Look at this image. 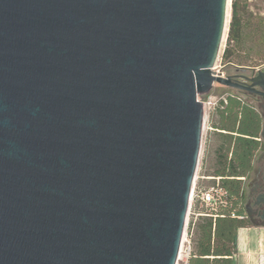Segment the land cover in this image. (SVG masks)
<instances>
[{
    "label": "water",
    "instance_id": "water-1",
    "mask_svg": "<svg viewBox=\"0 0 264 264\" xmlns=\"http://www.w3.org/2000/svg\"><path fill=\"white\" fill-rule=\"evenodd\" d=\"M229 3L0 0V264H177Z\"/></svg>",
    "mask_w": 264,
    "mask_h": 264
},
{
    "label": "trees",
    "instance_id": "trees-1",
    "mask_svg": "<svg viewBox=\"0 0 264 264\" xmlns=\"http://www.w3.org/2000/svg\"><path fill=\"white\" fill-rule=\"evenodd\" d=\"M231 22L227 35L223 62L234 68L258 70L264 64V19L251 25L241 12L240 0L232 1ZM255 40L256 48L248 46ZM248 61V64L245 63ZM219 102L218 122L214 124L221 137L215 151V171L211 179L222 194L216 202L195 210L188 233L192 252L187 264H233L236 253L237 231L251 225L246 204V181L254 169L257 156L264 151L263 120L257 103L235 90ZM209 187V188H211Z\"/></svg>",
    "mask_w": 264,
    "mask_h": 264
},
{
    "label": "rangeland",
    "instance_id": "rangeland-1",
    "mask_svg": "<svg viewBox=\"0 0 264 264\" xmlns=\"http://www.w3.org/2000/svg\"><path fill=\"white\" fill-rule=\"evenodd\" d=\"M232 1L230 0L229 3V9H228V16H227V28H229L230 22H231V12H232ZM240 6H241V12L243 13L246 20L250 22V26L247 28V32L252 34L254 32V24L259 19H264V0H240ZM264 31V27L262 29ZM226 42L227 38L225 36V40L223 41L221 52L219 54V57L217 59V62L214 67V71L219 73H223L225 75L226 71L225 69L228 67L234 68L232 66H228L227 64H224L223 62V53L226 48ZM255 40L253 38V41L249 43L248 46H254ZM255 45V50H258ZM245 63L248 64V61ZM260 69L264 68V64H262ZM248 74H251L252 70H247ZM235 89L229 88V87H223L218 84H215L212 91L209 93V96L207 97L206 101H201L203 104H206V119H205V125H204V131L201 141V149H200V155H199V161H198V167L195 175V181L193 187H195L196 193L199 190L202 189H208L214 184V181L211 179L213 177L216 165V155L215 151L218 148V146L221 143V137L219 136V133L216 132L214 128V124L218 122L217 118V108L219 106V102L224 98L227 94L235 93ZM209 103H211L209 105ZM259 111L260 110L259 108ZM264 114V113H263ZM264 155V153H263ZM262 162L256 163V167L261 166ZM251 179V178H250ZM247 179L245 185L248 186V189L246 190V196L251 198L252 194V183L251 180ZM196 198L190 201L189 205V211L187 216V232L189 230L190 222L195 219V216L193 213L195 210H199L202 212L204 207H202L200 204L195 202Z\"/></svg>",
    "mask_w": 264,
    "mask_h": 264
},
{
    "label": "crops",
    "instance_id": "crops-1",
    "mask_svg": "<svg viewBox=\"0 0 264 264\" xmlns=\"http://www.w3.org/2000/svg\"><path fill=\"white\" fill-rule=\"evenodd\" d=\"M258 158L259 155L255 160L254 168ZM249 221L251 225L239 228L237 231L233 264H264V221L254 218Z\"/></svg>",
    "mask_w": 264,
    "mask_h": 264
},
{
    "label": "flooded vegetation",
    "instance_id": "flooded-vegetation-1",
    "mask_svg": "<svg viewBox=\"0 0 264 264\" xmlns=\"http://www.w3.org/2000/svg\"><path fill=\"white\" fill-rule=\"evenodd\" d=\"M226 73H225V77L226 76H231L232 80L234 83L240 84V85H248L249 83L243 79L241 76L243 75H247L246 72L243 71H236V68H231L228 67L225 69ZM235 89V88H233ZM240 91L241 93H243L246 97H250L253 100H255V102L257 103L258 108H260V114H261V118L263 120V129H262V141L264 142V102L263 99L255 94H252L250 92L244 91V90H239V89H235ZM264 151L261 152L259 154V158H258V162H262L261 166L255 167L252 171V174L250 176V180L252 183V194H251V198L247 197L246 198V204L245 207L248 204H251V206L253 207L252 209V216L249 219H257V220H262V218L260 217L261 211L263 210L262 207H259L258 205H255L257 202L258 197L264 193V155H263ZM248 189V186L246 188V190ZM248 214V213H247Z\"/></svg>",
    "mask_w": 264,
    "mask_h": 264
},
{
    "label": "built area",
    "instance_id": "built-area-1",
    "mask_svg": "<svg viewBox=\"0 0 264 264\" xmlns=\"http://www.w3.org/2000/svg\"><path fill=\"white\" fill-rule=\"evenodd\" d=\"M223 76L225 77L224 74ZM210 104L211 103H209V105ZM221 194H222L221 190L217 187L202 189L199 190L197 193L195 187H193L191 193V200L196 198L195 202H200L202 204L209 205L215 203L217 196H220ZM195 216L197 217L198 215ZM191 252H192L191 235L187 232V224H186L185 234L183 236V241H182L177 264H187L188 259L191 256Z\"/></svg>",
    "mask_w": 264,
    "mask_h": 264
}]
</instances>
